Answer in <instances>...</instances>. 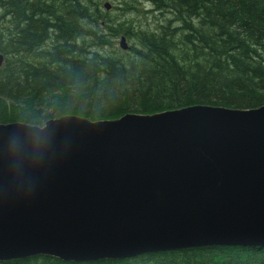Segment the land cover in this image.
Returning <instances> with one entry per match:
<instances>
[{
    "label": "water",
    "instance_id": "95a60500",
    "mask_svg": "<svg viewBox=\"0 0 264 264\" xmlns=\"http://www.w3.org/2000/svg\"><path fill=\"white\" fill-rule=\"evenodd\" d=\"M213 245H264V106L0 123V261Z\"/></svg>",
    "mask_w": 264,
    "mask_h": 264
},
{
    "label": "trees",
    "instance_id": "16d2710c",
    "mask_svg": "<svg viewBox=\"0 0 264 264\" xmlns=\"http://www.w3.org/2000/svg\"><path fill=\"white\" fill-rule=\"evenodd\" d=\"M149 1L180 27L140 32L142 49L125 62L89 50L105 46L111 32L92 0H0V123L42 127L66 115L101 121L196 105L264 106V0ZM0 264H264V245L80 262L36 255Z\"/></svg>",
    "mask_w": 264,
    "mask_h": 264
},
{
    "label": "rangeland",
    "instance_id": "374dc122",
    "mask_svg": "<svg viewBox=\"0 0 264 264\" xmlns=\"http://www.w3.org/2000/svg\"><path fill=\"white\" fill-rule=\"evenodd\" d=\"M93 4H98L101 11L108 18L110 31L107 32V44L102 47H96L92 50L99 51L103 55H109L121 61L127 62L129 59H134L137 53L135 49L141 48V42L138 41L139 33L145 32L146 34L156 33L160 27L167 28L170 32L178 31L180 27L178 23L171 16L172 13L167 10H159L155 2L149 0H92ZM112 5L111 10H106L105 4ZM86 28L89 27L84 23ZM97 29L93 30L94 32ZM99 33V32H98ZM112 34H117L113 37ZM124 36L127 39L129 49L122 50L120 47V39ZM138 37V38H137ZM85 41L91 38L88 36L83 37Z\"/></svg>",
    "mask_w": 264,
    "mask_h": 264
}]
</instances>
